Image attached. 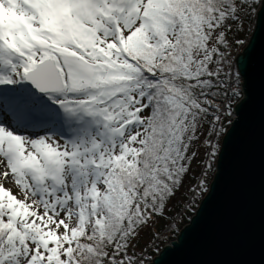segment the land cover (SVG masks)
Returning a JSON list of instances; mask_svg holds the SVG:
<instances>
[{
	"label": "snow or ice",
	"instance_id": "obj_1",
	"mask_svg": "<svg viewBox=\"0 0 264 264\" xmlns=\"http://www.w3.org/2000/svg\"><path fill=\"white\" fill-rule=\"evenodd\" d=\"M262 24L264 0H0V264H148L146 230L211 197Z\"/></svg>",
	"mask_w": 264,
	"mask_h": 264
},
{
	"label": "water",
	"instance_id": "obj_2",
	"mask_svg": "<svg viewBox=\"0 0 264 264\" xmlns=\"http://www.w3.org/2000/svg\"><path fill=\"white\" fill-rule=\"evenodd\" d=\"M252 47L251 97L211 197L148 264H264V24Z\"/></svg>",
	"mask_w": 264,
	"mask_h": 264
},
{
	"label": "rangeland",
	"instance_id": "obj_3",
	"mask_svg": "<svg viewBox=\"0 0 264 264\" xmlns=\"http://www.w3.org/2000/svg\"><path fill=\"white\" fill-rule=\"evenodd\" d=\"M195 173H196V175H198L199 174V169H196L195 170ZM195 183H197V180L193 176H190L186 180L185 187H184V189H182V191L185 192V193H187V195H180L179 196V202L178 203H174L173 205L170 206L171 207V211L167 213L169 216L175 215L179 211V209H180L179 207L181 205L183 206L184 203L190 202L189 201V197H190L191 193H188L187 190H188V187L190 185H193ZM200 203L198 202V200L196 201V205H198L197 206V209H198ZM165 221L166 220H163V219L158 220L157 223L155 225H153L150 229L146 230V232L141 237L140 243H141V246L143 247L145 245H148L149 244V241L153 239L152 232H157V233L160 234V237L161 238L160 239H156L155 240V243L153 245L149 246V248H148L149 254L152 256V259L154 258L153 256L156 253V251L154 249L156 247H158L157 242L158 243H161L162 245L168 244L169 239L171 238V235L170 234L167 235V233H165L166 232L165 230L167 229V227H169V225L168 226L167 225L164 226ZM163 226H164V228H162ZM165 237H167V239H165ZM160 250L161 249L159 248V251ZM157 253H158V251H157ZM151 261H149V262H151Z\"/></svg>",
	"mask_w": 264,
	"mask_h": 264
},
{
	"label": "trees",
	"instance_id": "obj_4",
	"mask_svg": "<svg viewBox=\"0 0 264 264\" xmlns=\"http://www.w3.org/2000/svg\"><path fill=\"white\" fill-rule=\"evenodd\" d=\"M251 37H252V34L250 33L249 34V41H250V39H251ZM241 51H243V49H241ZM213 178H214V175L212 176V177H210V183H211V180H213ZM207 194H205V196H206ZM203 199H199L198 200V202L200 203L201 201H202ZM198 206V205H197ZM180 209H179V211L178 212H180V213H182L183 214V212H184V208H183V206L181 205L180 207H179ZM196 210H197V207H196V209H195V211H193V212H188L187 213V216H185V218L183 219V221H177L178 223H179V228H180V231H181V229L185 226V225H187L190 221H191V219H192V217L195 215V213H196ZM168 215V214H167ZM172 217H175V215H172ZM188 217H191V219H189ZM169 221V222H168ZM168 222V223H167ZM172 223V221L171 220H166L165 221V223H164V226H168V225H170ZM164 226L162 227V228H164ZM161 228V229H162ZM180 231L179 232H173V231H171V230H169V232L167 233V235L169 234V233H172L173 235H174V237H175V239L177 238V236L179 235V233H180ZM174 240V239H173ZM157 244H158V248H162L164 245H162L161 243H158L157 242ZM159 252V251H158ZM158 253H157V251H156V253H155V255L153 256L154 258H155V256L157 255ZM153 258V259H154ZM152 259V260H153Z\"/></svg>",
	"mask_w": 264,
	"mask_h": 264
},
{
	"label": "built area",
	"instance_id": "obj_5",
	"mask_svg": "<svg viewBox=\"0 0 264 264\" xmlns=\"http://www.w3.org/2000/svg\"><path fill=\"white\" fill-rule=\"evenodd\" d=\"M169 230H170V228L167 227V229L165 230V231H166L165 233H168ZM169 234L171 235V238L169 239V242H168V243H170L173 239H175V237H174V235H173L172 233H169ZM169 234H168V235H169Z\"/></svg>",
	"mask_w": 264,
	"mask_h": 264
}]
</instances>
